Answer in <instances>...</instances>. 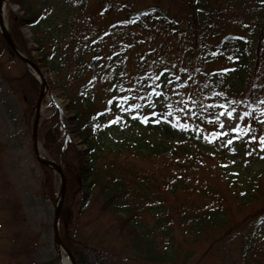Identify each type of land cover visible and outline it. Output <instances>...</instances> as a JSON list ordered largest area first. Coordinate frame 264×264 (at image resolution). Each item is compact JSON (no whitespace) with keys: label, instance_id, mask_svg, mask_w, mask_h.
<instances>
[{"label":"rangeland","instance_id":"374dc122","mask_svg":"<svg viewBox=\"0 0 264 264\" xmlns=\"http://www.w3.org/2000/svg\"><path fill=\"white\" fill-rule=\"evenodd\" d=\"M6 1L5 17L9 20L12 15L20 14L21 7L11 0ZM127 1L25 0L32 3L33 10H40L44 14L42 21L47 18V22L41 25L49 26L57 40H61L60 37L64 40V43L53 48V56L62 62L58 66L59 73L52 63L41 65L47 80V92L42 103L40 128L45 130L47 136L55 125L61 131L56 114V107H61L65 122L62 132L70 133L71 152L76 154L81 138L77 135L76 121L70 119L77 111L72 104H78L76 100L81 96L80 91L87 89L83 99L85 106L91 105L92 112L104 111L106 114L104 126L99 132L100 141L106 146L124 144L129 147L119 149V152H101V159L114 158L124 162L126 167L151 169L157 174L167 171L178 173L192 185L188 190L181 191V198L189 203L218 199L213 196L218 195L215 193L218 190L233 218L238 223L242 222V231H234L230 241H227L228 236L218 234L207 253V245H198L186 264H194L197 258V264H230L229 260L238 264L242 261L244 239L249 238L258 224L257 220L264 221V104L260 103L254 112H250L225 98V93H207L206 88L210 89V85H205L207 78L201 74L185 81L178 90L176 78L171 80L160 70L169 63L177 73L182 63L188 65V56L184 55L182 62L178 50L173 48L177 46L175 37L170 42L158 35L154 48L156 55L145 61L142 55L152 49L151 44L142 41L137 48L130 47L131 40L138 35L142 37V32L139 28L124 25ZM157 1L172 16L182 17L188 12L181 0H131V11L140 13ZM262 6L264 0H229L228 4L221 6L222 10H226L225 31L245 33L236 16H258ZM21 31L28 40V47H34L29 28L22 26ZM167 40L171 43L169 47H166ZM253 40L254 37L249 35L250 47L255 48L256 42ZM36 52L34 50L31 54L36 55ZM0 62V264H28L30 261L27 254L20 250V245L22 236L31 234L36 235L37 239L36 248L30 253L32 258L43 263L65 264L66 254L55 243L54 232L60 179L54 175L56 193H51L49 181H44L46 171L37 161L33 150L35 113L33 115L32 112L26 121L23 102L11 86L10 76L19 74L24 63L11 52L1 56ZM212 67L219 70L216 71L219 79L226 78L238 83L245 77L243 70H232L223 61H215ZM149 71H152V77ZM259 73L255 80L250 77V87L242 92L248 94L253 87L256 103L260 97L264 98V63ZM92 79L94 81L90 84ZM229 112H232L231 117L228 116ZM169 128L175 129L176 133H182L185 129L199 142L196 145L189 140L190 143L186 145L190 153L181 157H147L142 151L143 145L150 140V145L154 142V147L160 146L159 141L170 139V133H166ZM39 148L42 155L50 156L41 136ZM203 148H210L212 152H205ZM61 151L65 165L64 150ZM74 158V155H69L67 161L76 162ZM224 170L229 177H237L240 182L248 179L246 184L258 177L255 197L240 204V199L234 197L238 189L229 186V178ZM194 185L201 188L199 193L194 194ZM207 189L209 193L203 191ZM81 203L78 193L75 211ZM105 213L102 220L109 224L108 220L113 221L115 216ZM90 219L93 216L85 221ZM259 246L260 251H255L253 264H256L257 258L264 256V239ZM188 247L192 249L191 245ZM118 261L121 264H144L130 256L121 257Z\"/></svg>","mask_w":264,"mask_h":264},{"label":"trees","instance_id":"16d2710c","mask_svg":"<svg viewBox=\"0 0 264 264\" xmlns=\"http://www.w3.org/2000/svg\"><path fill=\"white\" fill-rule=\"evenodd\" d=\"M11 1L21 7L20 14L12 15L9 19L10 32L19 48L36 60L21 31L22 26L29 25L43 54V63L60 66L62 62L52 54L53 48L64 43V40L60 36L61 40H57L49 30V26L41 25L47 22V18L42 21L44 14L42 15L40 10L37 12L33 10L32 3H26L25 0ZM228 1L181 0L188 12L178 17L170 15L158 1L140 13H132L131 0H129L125 4L127 20L124 25L141 30L142 38L138 39L135 36L138 39L135 43L139 42L141 45L144 41L151 44L152 49L142 55L144 60L156 55L154 48L158 35L169 39L170 42L175 37L177 46H172L178 50L182 62L184 55L188 56V65L182 63L177 68V73L169 63H166V66L169 79L176 78V85L180 88L185 81L195 79L201 74L207 78L205 84L213 87L211 91L225 90L228 95L236 94L235 101L247 107V103H252L254 90H250L247 95L240 93L250 86L251 76V79L255 80L260 75L264 63V6L258 16L254 15L251 18L236 16L248 33L234 34L225 31L224 26L226 10H222L221 6L228 4ZM249 35L254 37L255 48L250 47ZM169 41L167 40L166 47L171 45ZM9 52L12 53V50L0 33V57ZM215 61L227 63L232 70H243L245 77L238 83L226 78H217L216 71L219 70H213L212 67ZM10 78L11 86L18 92L25 107L23 117L28 121L32 112L34 115L40 83L25 66L19 74ZM85 91L87 92L86 89L80 91L79 95L82 97L79 96V100H76L78 104H72L77 111L70 119L76 121L77 135L88 144L86 157L78 149L76 154L71 152L70 135L63 152L66 160L64 171L67 177V192L61 215V235L78 263L121 264L119 258L130 256L144 264H186L195 254L198 245H207V253L217 240L218 234L228 236L227 241H230L234 231L238 233L242 231L240 228L242 222H236L229 208L224 205L218 190L215 192L218 195L213 196L219 200L210 198L212 201L209 199L206 203L196 200L194 203H189L181 198V191L188 190L192 185L188 184L180 174L169 171L157 174L151 169L126 167L124 162L114 158L101 159V152H115L129 147L124 144L117 147L106 146L100 141L99 132L103 128L104 114L92 112L91 105L85 106L83 101L86 97ZM239 96L245 98L241 100ZM91 113L94 114L90 115ZM57 117L59 118L58 115ZM59 120L62 121L60 118ZM60 122L57 125L62 130V122L61 126ZM166 133H170V139L159 141L162 146L154 147V142L150 145V140L143 145L142 151L147 157L152 155L181 157L185 153H190L186 145L190 143L189 140L194 144L199 142V139H194L185 129L182 133H176L175 129L169 128L166 129ZM39 136L44 140V146L50 157L52 155L51 158L57 160L63 145L62 132L55 125L51 128V132H48V136L45 130L40 128ZM203 150L212 152L210 148ZM69 155H74L73 160L76 159V162H68ZM42 168L46 171L44 181L45 183L49 181V190L55 194L53 183L55 173L47 166L42 165ZM258 179V177L254 178L247 184L248 179L242 182L237 178L230 179V185H238L239 190L234 197L240 199V204L249 202L255 197ZM193 189L194 194L201 191V188L195 185ZM208 190L203 191L209 193ZM78 193L82 203L77 204L75 211V197ZM103 212L114 215L115 219L108 220L109 224H107L102 220ZM91 216L93 219L86 222V218ZM257 222L249 238L243 241L242 261L238 264H253L254 255L260 251L259 242L264 239V221L259 219ZM22 238L20 250L27 254V259L30 261L28 264H50L38 262L30 256L37 245L36 235L31 234ZM188 245H191L192 249L189 250ZM229 262L234 264L231 260ZM197 263L198 258L194 264ZM256 264H264L263 255L262 258L256 259Z\"/></svg>","mask_w":264,"mask_h":264},{"label":"water","instance_id":"95a60500","mask_svg":"<svg viewBox=\"0 0 264 264\" xmlns=\"http://www.w3.org/2000/svg\"><path fill=\"white\" fill-rule=\"evenodd\" d=\"M3 1L4 0H0V31L2 33V35L4 36V38L6 39V41L8 42V44L11 46L12 50L31 68H33L41 77L42 80V84H41V92H40V96L38 98L37 104H36V118H35V122H34V128H33V139H34V149L37 153L38 159L54 168L55 170L58 171L59 175H60V192H59V196L57 199V205H56V210H55V217H54V228H55V238H56V242L64 249V251L68 254L70 261L72 264H78L73 256V253L71 252V250L68 248V246L62 241L60 232H59V223H60V216H61V210H62V204L64 201V197H65V193H66V177L63 171V168L61 166V164L59 162H55L53 160L50 159H46L44 157L41 156L40 152H39V147H38V125H39V119H40V108H41V101L44 95V91H45V87H46V81L44 80V77L42 75V72L40 70V68L38 67V65L31 60L29 57H27L26 55H24L17 47L10 31L8 30L7 24L5 22L4 19V12H3Z\"/></svg>","mask_w":264,"mask_h":264},{"label":"snow or ice","instance_id":"6c2138e0","mask_svg":"<svg viewBox=\"0 0 264 264\" xmlns=\"http://www.w3.org/2000/svg\"><path fill=\"white\" fill-rule=\"evenodd\" d=\"M124 99H127L126 97ZM131 107H138V105H131ZM153 115H155V113H153ZM228 116H232V112L228 113ZM233 131H236V129H233ZM229 143H231V141H229Z\"/></svg>","mask_w":264,"mask_h":264},{"label":"bare ground","instance_id":"6f19581e","mask_svg":"<svg viewBox=\"0 0 264 264\" xmlns=\"http://www.w3.org/2000/svg\"><path fill=\"white\" fill-rule=\"evenodd\" d=\"M6 3H7V1L4 3L5 6H6ZM64 262H65L66 264H69V261H68L67 258H64Z\"/></svg>","mask_w":264,"mask_h":264}]
</instances>
